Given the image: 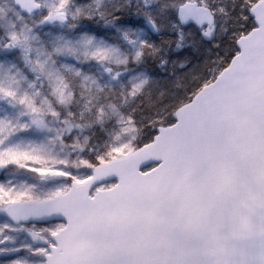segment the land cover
I'll return each instance as SVG.
<instances>
[{
	"label": "snow or ice",
	"instance_id": "1",
	"mask_svg": "<svg viewBox=\"0 0 264 264\" xmlns=\"http://www.w3.org/2000/svg\"><path fill=\"white\" fill-rule=\"evenodd\" d=\"M0 264H264V0H0Z\"/></svg>",
	"mask_w": 264,
	"mask_h": 264
}]
</instances>
